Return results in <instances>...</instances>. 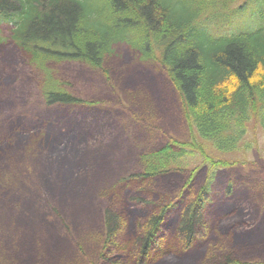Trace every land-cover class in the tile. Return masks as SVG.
I'll return each instance as SVG.
<instances>
[{
    "label": "trees",
    "instance_id": "1",
    "mask_svg": "<svg viewBox=\"0 0 264 264\" xmlns=\"http://www.w3.org/2000/svg\"><path fill=\"white\" fill-rule=\"evenodd\" d=\"M2 25L10 26L11 31L5 37L0 27V45L11 40L30 64L42 70L41 91L47 107L85 103L56 79L52 65L75 64L77 79L91 87H99L91 75L103 74L111 66L114 77L120 76L133 91L142 90V96L135 93L137 100L147 93L158 103L163 98L160 84L167 83L162 78L167 80L181 96L193 138L210 142L222 154L249 148L245 137L253 121L264 134V0H0ZM122 47L131 52L129 60L110 61L115 60V53L124 51ZM135 54L137 62L156 63L163 73L151 76L132 67ZM6 63L11 67L3 65L2 81L16 72L14 62ZM25 85L23 80L22 91ZM8 86L9 92L16 87ZM4 100L0 109L6 111L1 107ZM27 131L22 124L20 130L9 133L27 135ZM78 131L80 141H73L74 147L80 143L90 146V136L98 135L97 128L81 126ZM172 140L169 148L142 155L139 172L120 179L99 193L100 200H94L95 207H103L100 263L144 264L157 256L165 264H264L249 256L256 246L264 248V226L252 229L260 215L254 199L245 197L246 203L221 213L214 228L208 229L218 171L233 163L210 158L203 149L187 152ZM2 143L9 141L2 138ZM34 144L40 147L41 142L29 141L24 146L27 150ZM88 151L77 162L87 174L82 182L84 192L70 196L72 200L92 197L96 186L107 184L96 175L102 167L93 148ZM10 153L18 158L15 151ZM195 156L202 165L191 171ZM200 173L203 176L198 182ZM182 174L189 179L180 195L173 200H147L156 181L165 187L178 185L177 176ZM61 190L56 186L55 192ZM94 210L84 213L80 233L87 222H93L88 216ZM174 211L178 217L169 231L167 224ZM14 224L4 228L5 232L16 231ZM0 233L4 245L5 234ZM240 234L242 239H238ZM242 257L249 262L238 261Z\"/></svg>",
    "mask_w": 264,
    "mask_h": 264
},
{
    "label": "rangeland",
    "instance_id": "2",
    "mask_svg": "<svg viewBox=\"0 0 264 264\" xmlns=\"http://www.w3.org/2000/svg\"><path fill=\"white\" fill-rule=\"evenodd\" d=\"M0 27L4 36L8 37L11 27L6 25ZM122 48L124 51L115 53V60L111 58L110 61L129 60L131 52L126 47ZM137 58L135 54L132 62V67L135 69L143 70L151 76L163 73L158 64L142 61L140 63L137 62ZM6 62H14L16 72L7 80L3 77L2 81V68L4 64H8ZM74 65H52L51 70L54 71L59 82L66 83L65 86L71 92L79 94L85 103L79 107L49 108L42 99L41 89L44 78L42 70L30 64L11 40L0 45V102L9 95H13L15 99L13 107L6 111L0 109V142L2 138H5V142L9 141L8 144L0 145V205L12 192L19 195L34 194L37 198L32 204L31 211L23 209L20 201H11L9 208L16 213H22L24 217H31L32 211L37 210L41 223L55 230L58 239L66 241L69 252L66 258L60 257L57 261L51 262L44 253L41 240L32 241L30 246H20L18 234L17 237L11 238V242L14 245L13 249L22 250L19 252V260L7 257V249L0 240V264H101L100 258L104 250V231L102 226L100 227L103 207L100 205L98 208L95 207L92 215L88 216L93 222L91 224L87 222L84 232L80 233L74 219L54 201L61 199L64 203L70 204L72 195L79 196L84 192L82 182L86 180L87 174L82 172L83 165L77 162L95 146L97 142L94 141L100 142L101 137L90 136L93 141H90V146L80 143L74 147L73 141H80L78 130L81 126L97 128L105 136H113L111 137L113 144L109 148H106L105 143L100 144V147H105L107 151L99 152L104 155L102 156L104 159L116 162L120 154L121 163L116 166L121 168L123 163L127 162L131 165V168H125L124 171L121 170L122 172L120 170L116 172V169L112 172L109 170L108 173H112L113 176L106 173L110 181L104 186L95 187L96 191L92 195L95 200H100L99 193L110 189L120 179L135 172L137 163L141 168L140 155L159 147V149L169 148L173 138L182 144L187 152L196 153L203 149L210 158L216 157V160L221 158L233 163L231 166L221 168L214 182L212 193L214 203L210 207L213 209L208 216L209 230L214 228L221 213L246 203L247 196L257 202V212L260 213L256 226L252 229L257 230L260 226H264V134L256 121L251 122L248 135L245 137V143L250 145L249 148H242L235 154H222L216 151L210 142L193 138L195 133L185 117L181 96L167 80L161 77L162 82L167 83L160 84L163 98L161 97L158 103L147 93L143 96L144 99L137 100L135 93L142 96V90L133 91L120 76L114 77L111 66H107L103 74L91 75L99 86L91 87L86 81L80 82L77 79L78 67ZM80 70L87 72L85 68ZM23 80L27 81V86L25 85L22 91ZM9 84L16 86L10 92ZM23 94L25 97L21 99ZM22 124L29 130L26 132L27 135L15 134L18 130L9 133L13 129L20 130ZM71 131L76 134H71ZM103 140L109 142L110 138ZM29 141L41 142L40 147L34 144V147L26 150L27 147L24 145ZM12 143L14 145L6 149ZM77 148L81 151L75 152ZM10 151H15L18 158ZM136 155L138 162L134 157ZM201 161L199 156H195L191 163V171L199 168L202 165ZM105 164L107 168L113 166ZM83 171L86 172V169L84 168ZM202 176V173L198 174V182ZM188 179V174L178 175V185L174 183L173 186L166 187L163 186V182L156 181L146 195L147 200L154 202L160 197H169L173 200L175 195L181 194ZM56 186L62 190L55 192ZM75 205H78V202ZM130 205L135 207L134 204ZM1 211H4V206L0 207V213ZM177 212L174 211L170 216L167 224L169 231L175 226ZM82 223L84 220L80 222ZM0 231L7 234L1 224ZM240 235L238 239L244 237ZM59 246L60 243L52 239V249ZM193 251L194 249L187 254ZM249 256L253 262L264 263V248L260 245L256 246ZM238 261L249 262L247 257H242ZM144 264H165V262L155 256Z\"/></svg>",
    "mask_w": 264,
    "mask_h": 264
},
{
    "label": "bare ground",
    "instance_id": "3",
    "mask_svg": "<svg viewBox=\"0 0 264 264\" xmlns=\"http://www.w3.org/2000/svg\"><path fill=\"white\" fill-rule=\"evenodd\" d=\"M6 67H11V64H7ZM14 102V96L9 95L4 100V103H2L1 107L5 110H8L12 107ZM98 150L95 151L97 152L96 155L98 154ZM111 169H117L116 172L122 170L119 166H111L107 169V171H105V168L102 167V170H100V172H98L96 175H101V177L105 179V182H108L110 181L109 175L113 176L112 173H108V171ZM106 173H108L109 175H106ZM95 182L98 185L101 184V181H93V183ZM36 198L37 197L34 194L19 195L18 193L12 192L8 198L2 200L1 202L0 207L4 206V211H1L0 213V224L3 226V228L8 229L12 226V223H16L17 227L16 231L9 232L4 236L3 242L4 247L7 249L8 252L7 257H14L15 259L19 260V252L22 250L19 248L13 249L14 245L10 243L11 238L17 237L19 234L20 246H30L32 241L41 240L43 243L42 248L44 250V253L46 254L48 259H51L49 261H57L60 257L66 258V256L69 254L66 241L58 239L55 235V230L41 223L40 215L39 213H37V210L36 212L32 211L31 217H24L22 213H16L9 208V203L11 201H20L22 203L23 209H28L31 211L32 204L36 200ZM50 200H52V197H50ZM94 200L95 199L93 197H74L70 204L64 203L61 199H58L56 201L74 219L78 226H80V222L83 221L84 213L91 210L93 211V209L95 208L96 205L94 203ZM76 202H78V205H75ZM11 233L13 236H11ZM52 239H56L61 246L57 248L53 247L55 248L53 250Z\"/></svg>",
    "mask_w": 264,
    "mask_h": 264
}]
</instances>
